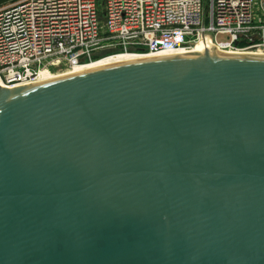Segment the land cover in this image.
<instances>
[{"label":"water","instance_id":"obj_1","mask_svg":"<svg viewBox=\"0 0 264 264\" xmlns=\"http://www.w3.org/2000/svg\"><path fill=\"white\" fill-rule=\"evenodd\" d=\"M1 89L0 264H264V58Z\"/></svg>","mask_w":264,"mask_h":264},{"label":"built area","instance_id":"obj_2","mask_svg":"<svg viewBox=\"0 0 264 264\" xmlns=\"http://www.w3.org/2000/svg\"><path fill=\"white\" fill-rule=\"evenodd\" d=\"M100 2L18 0L0 10V87L30 86L41 68L73 70L110 47L159 55L209 35L223 49L264 52V0Z\"/></svg>","mask_w":264,"mask_h":264},{"label":"bare ground","instance_id":"obj_3","mask_svg":"<svg viewBox=\"0 0 264 264\" xmlns=\"http://www.w3.org/2000/svg\"><path fill=\"white\" fill-rule=\"evenodd\" d=\"M221 49V50H220ZM227 50V51H226ZM207 54L212 57H217L221 55L225 56H254L264 58V52H256L252 50H238V49H223L220 44H218L211 36H206L204 38L199 39L196 43L192 44L190 47L183 48L181 47L178 51L174 52H164L159 55H141L137 53H120L113 54L105 57L104 59H99L92 61L87 65H83L77 67L73 70H67L62 74L51 75L48 73L52 67L59 66H47L40 69L39 77L36 82L31 84L30 86L24 87H16L13 90H9V92L5 95L15 94L21 91L31 90L43 86H47L56 82L65 81L74 77H78L87 73H92L101 70H108L119 67H128L135 64L147 63L151 61H159L166 59H176V58H187L194 59L196 56ZM0 87V98H3Z\"/></svg>","mask_w":264,"mask_h":264},{"label":"rangeland","instance_id":"obj_4","mask_svg":"<svg viewBox=\"0 0 264 264\" xmlns=\"http://www.w3.org/2000/svg\"><path fill=\"white\" fill-rule=\"evenodd\" d=\"M18 0L14 1V2H17ZM101 5H102V0H101ZM220 39H225V37L223 36H220ZM240 47V46H239ZM221 50V49H220ZM227 51V50H226ZM120 53H126V52H122L120 49H115V48H108L106 49L104 52L102 53H99L97 55L94 56V60H99V59H104L105 57H108L109 55H113V54H120ZM129 53H137V52H134V51H130ZM67 70H70V68L65 64H62L61 66L59 67H52L48 73H51V75H56V74H62L63 72H66Z\"/></svg>","mask_w":264,"mask_h":264},{"label":"crops","instance_id":"obj_5","mask_svg":"<svg viewBox=\"0 0 264 264\" xmlns=\"http://www.w3.org/2000/svg\"><path fill=\"white\" fill-rule=\"evenodd\" d=\"M13 3H15V2H10V3H7V4L3 5V6H1L0 10H2L4 8H7L8 6L12 5Z\"/></svg>","mask_w":264,"mask_h":264}]
</instances>
